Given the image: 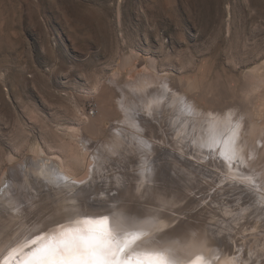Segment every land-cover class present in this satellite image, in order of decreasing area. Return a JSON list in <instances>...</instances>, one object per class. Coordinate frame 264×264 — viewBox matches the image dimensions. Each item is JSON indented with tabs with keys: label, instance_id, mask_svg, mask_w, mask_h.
<instances>
[{
	"label": "rangeland",
	"instance_id": "obj_1",
	"mask_svg": "<svg viewBox=\"0 0 264 264\" xmlns=\"http://www.w3.org/2000/svg\"><path fill=\"white\" fill-rule=\"evenodd\" d=\"M129 81H167L170 94L187 95L230 129L253 116L261 146L264 0H0V188L16 168L45 155L64 161L71 181L89 182L76 189L94 203L90 217L99 212L114 222L108 208L116 206L157 237L153 248L168 241L203 254L204 264H264L259 181L223 163L228 155L214 146L194 138L186 146L181 128L173 130L177 110L159 107L152 116L140 109L139 130L122 108ZM139 133L160 150L151 155L163 160L152 173L160 180L142 179ZM197 175L200 186L188 182ZM49 184L20 202L18 214L1 204L0 264L24 259L19 254L68 225L58 218L66 202Z\"/></svg>",
	"mask_w": 264,
	"mask_h": 264
},
{
	"label": "bare ground",
	"instance_id": "obj_2",
	"mask_svg": "<svg viewBox=\"0 0 264 264\" xmlns=\"http://www.w3.org/2000/svg\"><path fill=\"white\" fill-rule=\"evenodd\" d=\"M125 78L127 77H124V80ZM124 80H122V82ZM124 88H125L124 89L125 98L122 101V104H123L122 108L124 109L123 111L127 110V113H128L127 115L130 118V123H133L137 128H139V130L144 129L142 126L141 119L140 121L138 119L140 118L138 117V113L140 112V109H143V111H146V112H150L152 116L156 115L154 114L155 110L159 107H167L168 110L169 109L177 110L176 112L178 113L172 118L173 124H174V128L173 127L172 128L173 130L174 129L176 130V128H181L180 132H183V135H181V137L183 140L187 141L185 142L186 146H189L190 148L194 147L192 144H190V140L194 138V139H197L199 143L204 144V146L211 147V148H213L212 146H214L213 149H217L218 150L217 153L220 151L221 155L223 154L222 153L223 151L225 154L228 155V158H229L228 159L227 157H224L222 155L226 159V160H223L224 158L221 159L222 157L220 156L221 158L219 159L223 163H225V161L227 162L229 161L230 163H233L234 165L236 164L235 166L237 168L243 169L245 173H246V170H248V172H251V174L254 175L255 178L259 181L260 189L257 194L261 195V198H259L260 203H264V167L261 165L263 168H262V172H260L259 174L257 172L258 168L256 169V166L258 165V163L262 164V162H264V131H262L263 134L258 136V139L261 143V146H259L257 145L256 142H254L255 136H253L255 132V128L259 126L258 125L259 123L257 124L253 116L252 117L247 116L246 121L245 123H243L242 126L234 127L233 129H230L232 125H230L229 122L226 125L221 124V123L219 124V122L222 121L223 119L218 120L216 117L213 118L212 117L213 114L212 116L211 114L208 116V112L206 110L202 111L199 105H197L196 102H194L193 100H190V98L187 95L172 94V93L170 94L168 92L170 90V84L167 83V81H164L161 87L160 85H156L154 83H148V85L136 86V85H132L131 81H129L126 85H124ZM158 88H162V90L167 92V94H163V93L160 94V92L156 93V90ZM195 95L197 96V94ZM229 115L231 116V114ZM202 121H203V124L206 123L204 126L200 125ZM182 126H183V129H182ZM143 133L138 134L140 137L141 144L144 145L142 147L140 146V150L141 148H143L142 154L145 158V161H143V164H142V168L140 167L142 170V172L140 173L142 174V176H145L146 178H142V179L144 182L147 181L149 178L153 179L154 177L160 180L161 177H157L156 175H153L152 173L157 172V165L161 164L163 160H161L160 158L151 157L153 152H156L158 156L160 150L157 149L158 147H154V145L151 143V139L149 140ZM252 138H253V141H252ZM185 143H183V145ZM84 146L85 144L83 145V148L86 149L87 151L88 148ZM166 149L169 150L168 148ZM180 149L182 148L180 147ZM202 151H206L205 148H203ZM169 153L170 155H174L175 157H178V156L180 157V155L178 154H175V153L173 154L172 152H169ZM161 155H163V153ZM183 158L184 159H177L171 162V165H174L180 162H186L187 157L183 156ZM33 159H34L33 161L26 162V165L24 166L25 169L22 168L18 170L16 168L17 170L15 169L13 174H11V176H14L18 180V182H16L11 176H7L8 178L6 180L4 179L5 181L4 185L2 186V188H0L2 189V191H0V200H1L0 206L3 205L4 210L11 211L15 209L14 212H16V209L20 208L18 206L20 202L25 201V199L31 200V199L36 198L39 195L38 192H40L39 186L41 185V183L49 184V182H51L52 184L57 185L59 177H66L68 181L75 179V177L73 176V173L69 170L65 162L62 160L55 161L53 158L45 156V155L40 156L38 159H35V158ZM73 159H76V158H73ZM93 172H95V170H93ZM164 176H167V175L165 174ZM44 181H48V182H44ZM188 182L195 184V186L197 185L200 186L201 184L199 175H197V178H192V177L189 178ZM164 185H167L166 189H169L168 184H164ZM61 188L66 190V187L63 185H61L60 187H57L56 190L59 192L60 196H57L56 198H63L61 202H66L69 199H75L77 203L79 204V198L76 195L69 197L67 195V192L60 191ZM34 189L36 190L37 194L35 193V191L32 192V190ZM70 190L71 191L76 190V193L79 192L81 193V195H82V192H84V189L70 188ZM247 194L250 195L249 193ZM24 195L27 197H23ZM86 195H88V193ZM88 199H90V197ZM65 206L66 204L64 205V207ZM91 206H94V203ZM63 208L59 209V211L62 212ZM19 211L20 210H18V212ZM119 211H116V212H119ZM18 212H16V214H18ZM10 213L12 214L13 212H10ZM62 216L63 214H61V216H58V218L64 219L65 221H67V218H62ZM98 216H99V212H96V214L91 218L97 219ZM256 216L261 221V223L264 224V209L259 213L257 212ZM208 245L210 244L207 243V241L201 242V246H208ZM151 246L146 250H151V251L169 250L172 253V258L175 259L178 262V264H192V261H195L197 257L201 258L198 264L200 263L204 264L202 261V259H204L203 254H200V255L198 253L193 254V255L186 254L187 252L188 253L191 252V250L189 249V247H185V244H183V246H179L176 244L171 245V242L167 241V243L161 244L154 248ZM22 254H19V255L21 257L23 256L24 259L19 258L16 262H10L8 264H23V262L26 260V256H28V253H24L23 255ZM206 258L207 256L205 255V259Z\"/></svg>",
	"mask_w": 264,
	"mask_h": 264
},
{
	"label": "snow or ice",
	"instance_id": "obj_3",
	"mask_svg": "<svg viewBox=\"0 0 264 264\" xmlns=\"http://www.w3.org/2000/svg\"><path fill=\"white\" fill-rule=\"evenodd\" d=\"M87 183L77 184L66 177L58 178L56 186L68 188L67 195H76L79 204L75 199L66 201L62 218L69 220L68 225L60 224L59 230L29 253L23 264H178L169 250H146L158 243L157 237L127 212L115 213L116 206L108 208L113 213L114 222L104 214L92 219L87 212V207L91 206L87 199L70 190ZM200 259L197 257L192 264H198Z\"/></svg>",
	"mask_w": 264,
	"mask_h": 264
},
{
	"label": "built area",
	"instance_id": "obj_4",
	"mask_svg": "<svg viewBox=\"0 0 264 264\" xmlns=\"http://www.w3.org/2000/svg\"><path fill=\"white\" fill-rule=\"evenodd\" d=\"M96 111H97V110L95 109V107H91V109H90V114L93 115V114L96 113Z\"/></svg>",
	"mask_w": 264,
	"mask_h": 264
}]
</instances>
